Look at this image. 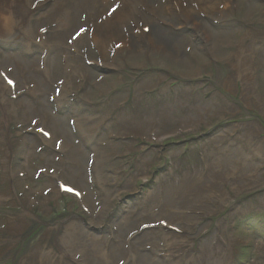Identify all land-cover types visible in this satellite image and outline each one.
<instances>
[{
    "label": "rangeland",
    "instance_id": "rangeland-1",
    "mask_svg": "<svg viewBox=\"0 0 264 264\" xmlns=\"http://www.w3.org/2000/svg\"><path fill=\"white\" fill-rule=\"evenodd\" d=\"M35 1L38 2L39 5H42L43 8L49 2V0H35ZM208 1L210 2V5H208L207 7H208V9H211L212 6L216 2H214L212 0H208ZM228 1H231V0H228ZM61 2H65V0L52 1L51 2L52 7L56 4H61ZM1 3L4 6L3 1ZM26 3H27V8L25 7ZM33 3H34V0H21L18 2V4L21 6L17 9V12H18L17 15L19 16V15L24 13L23 20L20 22L23 25L19 26L18 28H14L15 32H16V37H18V38H17V40H13V41L7 40L6 38H3V40L0 41V45H6V44L10 45V44L21 43L27 47L30 46V48L35 47L32 44V42L30 43V38L32 36L36 35V33L31 32V30H33L31 23L29 25L31 30H28L27 29L28 23L25 22V19H26L25 16L27 15L28 9H29L28 5H32ZM51 4L49 6H51ZM89 4H90L89 0H80L79 2L75 3L74 8L78 11V13L73 11L72 18L70 20H68L69 30H68L67 34L62 33L63 34L62 39H63L64 43L67 44L68 46L72 43V41H79V39L77 38L76 27H77V25H79L83 22V18L80 17L78 14H81L82 16H84L86 22L88 21V19L92 18V10H91V7ZM236 5L238 6V8L243 9V6H244L247 10H249L248 12L250 15H247L249 18H253L256 20L257 19H263L262 16H264V6L257 4V2L255 0H244V2H242V0L236 1ZM3 6L0 5V9H1L0 13L2 11ZM101 8H103V7L97 8L96 14L98 16H101V14H102ZM262 8H263V10H262ZM175 10H179V9H177L176 7L170 8V12L175 11ZM53 11L55 13H57L56 9H53ZM179 11H181V10H179ZM49 12H50V9H48V7H47L46 9H42L39 13H36L33 18L38 19L43 14H48ZM6 14H8L9 16L10 15L14 16L11 10L6 11ZM30 15L31 14H28L29 18H30ZM44 19L48 22H51V23H47L45 20H42V22L45 25H48L53 29L54 28V24H52V22L54 21L53 18L51 16L47 15L44 17ZM155 20L156 19L153 20L152 24H150L152 31H154V32L156 31L158 33H165L172 38L171 34L168 33V31L166 29L161 28V27L156 25L158 22H161L162 19H159L158 21H155ZM35 21H36V23H40L41 26H43L41 21H38V20H35ZM134 21H136V19H134ZM166 21H167V19H166ZM9 22H10V20H9ZM187 22L193 24L190 21H187ZM56 23L59 24V28L61 27L62 29L63 28L66 29V25H60L61 20L58 19ZM140 24H142V20L139 23H138V21L135 23L129 22V23L125 24V26L123 28L120 27V32L122 35L128 36L130 34H133L134 28L135 27L139 28ZM3 27H4V30L12 31L9 29L11 27V22L8 25V24H6V21H5L3 23ZM238 27H240V26L237 23H233L232 26L223 28L222 31H218V30L215 31L216 34L220 38L225 39L224 44L218 50V57L220 58L219 60H221L223 67L228 66L223 71L222 70L218 71L217 68L211 69L210 67H208V65H211L213 62L210 61V59L208 57L203 55L200 52L199 48H195V46L191 45L190 43H188V46L186 48L185 47L186 46L185 35L182 36L181 38H177V39L173 38L172 39V40H176L175 44H177L176 46L173 47L172 51H179V52H177V55H176L177 60L170 61L169 63H165L164 61H162V59L159 56H157L154 59L155 60L154 62L156 63V65L158 67L160 64H167L168 66H176L177 69L179 71H181L182 73H184L188 76H192V77L195 76V78H200L202 74L203 75L213 74L214 78L216 76H218V74H219L220 77L223 78V75H225L226 72H229L228 75L230 77L232 76V74L236 75L238 73L239 69H241V68L240 67L233 68L230 66V65H233L234 61L237 60V58L239 57V55H236V57L234 56L237 52L235 51V49L233 47H231L232 44H234L237 41L236 40V34H238V33H236V32L241 31L243 33L254 34L252 32V30H245L242 28L238 29ZM258 27H263V25L262 24L258 25ZM36 29H39L38 26L36 27ZM53 31H54V29H53ZM206 31H208V30L205 29V32ZM198 32H201V31H198ZM137 33L139 34L138 31H137ZM50 36H51L50 45L52 46L56 43L58 36H56L54 34V32H52ZM107 36H109V37L101 38V39H105L103 42H96V44H94V45L101 44L102 46H99V47L105 48V46H106V45H104L105 42L109 41L107 39L113 37L111 35H107ZM114 37H116L117 42H120L119 38L116 35H114ZM84 39L89 40L85 37H84ZM26 41H28V42L26 43ZM204 41H206L205 38H204ZM112 42H113V40H112ZM228 42H229V44L232 43L229 47H228ZM76 45L78 47H80L81 51L90 50V54H86V56H90V58H92V60L94 58H97V60H98L97 51H93V50H96V48H97L96 46H95L96 48H93L92 44H88L84 41H82L79 44L77 43ZM72 46H73L72 50H75L76 46H75L74 42L70 45V47H72ZM22 47L23 46H21V45H18V46L14 45V49H16V50H12L8 46L4 50L0 51L1 55L6 53V55H3V57L0 56V59L5 60V65H3V67L6 69L7 68L11 69L10 74L12 75V77L14 79H17L18 84L20 81V84L22 87L24 86L23 81L29 82L30 81L29 79H32V80L35 79V81H37L41 86H44V88L46 90V94L51 93L52 92L51 85H47L48 81L46 83H44L43 80H41L39 77V76H41L38 73L39 69H40V67H39L40 66V55L38 56V58H35V60H33V61L27 60L26 59L27 57H23L22 55H21V57H23V58H20L19 55L21 54V52L23 54H25V51H27L26 49L25 50L21 49L18 53H16V51ZM54 49L59 50L60 47L57 46ZM138 50H145L146 51V48L144 45H137L136 51H138ZM55 52H56V54H59V55L61 53V56H63L65 58V60H64V66H63V61L57 55H55V54L51 55V59H50L51 64L49 61L47 66L50 65V67H51L50 70H51L52 78H54L56 81H58V80H61L62 77L64 76V75H62V73L64 71L66 74H68V76L70 75L69 73L71 71H73L75 73L79 71L77 59L73 60V61L68 60V55L70 54V51L60 52V53H58L57 51H55ZM67 53H68V55H67ZM29 56H31V55H29ZM104 56L106 59H109L112 55H111L109 50H106L104 53ZM138 62H140V60L129 58L127 60L129 67L126 68V67H124L125 62H124L123 58H119L118 61H116V60L114 61V66L120 68L119 74H121V76H122L121 77L122 83L128 81V78H135L137 80L140 79L139 76L143 75V72H138L139 71ZM69 66H72V70H69ZM104 66L109 67V66H111V64L108 61H104ZM16 67L18 68V71L15 69ZM143 67H145V65H143ZM176 67H172V69L170 70L173 74L169 71L170 74L174 75L175 77H172L173 79L170 82H166L164 84L162 90H160L158 92V94L144 95V96L137 95L136 96V102L137 103H136L134 109H130L127 106L122 107V103H119L120 101L124 100V97L127 96L126 95L127 88H128V85L131 84V82H127V84L125 85L124 88H122V86L120 85L121 89L118 91H114V90L109 88V85L117 84L116 82H113V79L110 78L109 76L106 77V82L108 83L107 86H104L101 88L99 86H101V84H105L106 82L102 81V83H100V85L97 87L98 89H96V93H98L99 96H102L103 100L104 99L107 100L109 98L107 96H111L118 103L117 106L114 108V116L118 115L120 118L116 119V120H112V124L115 125L114 131H117L116 136L123 137V136H129V135H132V136L137 135L140 130L139 129H138L139 131H133L132 130V128L135 125V120H137V119H141L145 123H147L150 120L156 121L159 124L158 132L173 131L174 129L178 130V129L186 127V129H187L186 131H191L192 133L187 134V135H182L178 138V139H182V140L188 139L190 136L199 137L200 135L207 133L210 129H213L214 126L216 127L217 122H216L215 117L213 116L215 111H210V109H212V108L214 109V107H216L217 101H215V100L219 99L218 96L213 95L209 99L204 100V99H202V93L199 91L200 87H198V88L188 87V86H185L183 84H179L178 86L173 88L174 91L171 92V89L168 87V85H169V83L177 80L176 75L179 73L175 74ZM25 68H28L29 70H27ZM64 68H65V70H64ZM134 68L138 72L137 76H135V72H131V70ZM147 68L145 69V72H146ZM213 68H215V67H213ZM25 70L28 71V73H26ZM83 72L85 73V75L88 79L86 81L87 84H86V87L84 88V90L87 91L90 95H92V94H94V90H95V88L92 87L93 79H96L97 76H102V75L94 72V70H91V73L86 72V71H83ZM159 75H161L162 77H166V79H171V76H169L165 72H161L159 74L155 73V72H147L142 81H144V82L149 81V83H147V85H140V86H143V87L148 86L151 84L152 81L157 82ZM166 79H164L163 81L165 82ZM226 82H228V81H226ZM51 83L54 84L53 81ZM2 91L7 92V89H2ZM24 91L29 98H35L36 97L34 93L28 92L29 89H27V88L24 89ZM64 91L65 90H62V94L64 93ZM130 91H131V89H130ZM96 96L97 95L95 94L94 97H96ZM23 100L25 102L28 101V99H26V98H24ZM23 100H21V98H18L16 102H13V101H10L7 99L2 100V98L0 96V101H1L0 108H1V104H2L4 107L3 110L6 113V117L4 118V116H3L2 119L0 120V125H3L6 120H9V118L13 114L14 107L17 103H19L21 105H27L25 102H23ZM103 100L99 101L98 103H96V106H94V107L99 108V109H97V112L94 114V115H97L98 117H100L102 115V113L106 110L105 102ZM210 102H212V103H210ZM43 104L46 105V102H43ZM52 105H53V108H55L56 105L55 104H52ZM32 106L37 107L39 109L40 108L47 109V105L45 107H43L42 105L32 104ZM37 108H35V110H37ZM74 109H75V106H72L71 111H74ZM26 110H30V109H26ZM85 113H87V111ZM208 113L210 114L209 116L206 115ZM34 114L40 115L41 113L34 112ZM34 114L32 115L28 111L24 110V117L23 118L28 119L30 116L34 117L35 116ZM52 114H53V112H52ZM18 115H19V113H18ZM63 116L64 115L60 116L59 118H55L53 116H50L51 117L50 123L53 122L54 124H57V125L60 124L61 129H62V132H61L62 135L68 137L70 139L69 141H74L72 139L73 138L72 133L69 130L70 129V126H69L70 120L68 119V117H65V116L63 117ZM242 119H245L244 122H242L241 124H238V125L239 126H246V127H245V131H243L240 136H238V135L236 136V138L238 140V144L236 145V143H234V146H232V144H229L230 148L227 147L228 145L226 146V148L222 147V149L218 150L219 156H216L215 153L212 151V148H213L212 144H211L212 139L210 136H208V138L205 140H202L203 137L200 138L198 143H196L197 141H195L192 144L191 143L181 144L183 146H171L172 148L163 147L164 143H162L161 146L158 148L159 149L158 151H160V152L155 153V154L150 152V151L142 150L141 149L142 143H140V142H137L134 149L129 150L128 153L124 154L125 150H123V147L125 145H123L119 149L114 148L112 146H109V143L107 140L108 136L104 135L105 136L104 138H103V136H100L99 140L101 141V143L96 146V148H97L96 152L98 154H100L99 157L101 160V162L99 163V165L96 169V171H98L96 175H97V178L99 180L100 186H106L107 184L110 183V185H113L115 187H120V185H122L123 182L125 181L124 185L121 187L120 191H125L124 189H126V192L133 193L134 191H136V189L140 188L141 184H143V185L151 184L152 187L153 186L155 187V185L158 183H164V182L170 181L172 175H178L179 174L178 177H180L181 179L178 182L171 183L168 185L157 186L156 191L149 192L145 196L146 200H147V198L150 194H152V195L153 194H159L158 193L159 189H164V188L169 189L170 186H180L178 188V190H181L184 187V185H186V184H196L197 186L210 184V183H212L213 178L216 177V175L220 171H222L220 173H235L237 170L238 172H236V173L239 176V180L242 181L241 176L242 175L248 176V173H250L251 169L254 167V165L251 163L250 158L248 156L242 155L240 152L241 147H243V148L247 147L245 144V139H246L245 136L247 137V135L249 133L254 132V134H252L251 137L248 138L247 140L250 142H253V143L260 142V146L262 145V143H264V139L257 140L258 139L257 137H256L257 139L254 138V135H258V132H260V129L256 125L257 124H258V126L263 125V126H261V129H262V131H264V124L261 121H259L258 119L256 120L252 117H249V118L243 117ZM93 120H94V118H93ZM110 120H111V117H110ZM137 121H140V120H137ZM53 123L50 124L52 131L55 134H60V130H58L59 127L55 128ZM92 123L93 122L91 120H88V125H92ZM97 123H99V122H97ZM252 123H254L255 125H250ZM147 125H148V127L150 126V124H147ZM107 127H108V125H107ZM0 129H1L0 130L1 133L4 132L3 128H0ZM7 130L10 131L11 128H9ZM89 130L92 131L93 128H90ZM114 131H112L108 127V133L114 132ZM146 133H148V132H146ZM1 137H3V133L1 135ZM26 140H29V142H30L29 147H31L32 145H36L34 137L26 138ZM219 141H223L222 134L216 133L215 138L213 139V142L218 143ZM106 145L110 147V150L108 149L109 151L104 150V147ZM214 146H216V145H214ZM236 146L238 148H236ZM167 148H170L171 151H167ZM69 149H70V147L68 148L67 146H65V151L68 150V151H66V156L68 158L71 156H77L78 158H81V157H85L83 155V153L87 154L86 152H82V154L80 155L79 150L77 152L76 151L72 152ZM44 150H45V147H44ZM44 150L42 151V147L41 146L39 147V151H42V152H41V154L37 153V157L42 159V160L38 159V162L41 165L37 164L34 166V163H36V161H35L33 163V170L35 168H39L42 165L45 166L46 164H48V165L53 164L54 166L59 165V160H58L59 158L46 154V152ZM74 150H76V148ZM164 151L167 153V155H169V158L171 156L173 157L171 160L172 161L171 162L172 174L170 173V175L166 176V177H163L162 175L157 174V172H155V174H153L154 170L156 171V168L159 165L154 164L152 162V161H155V162L157 161V163H160L158 160L162 156V152H164ZM250 151L254 152L258 157L262 158V161L264 163V153L262 155H259L258 149H256V150L251 149ZM22 152H23L22 146H20L19 148H16L15 158H14V160H12L10 162V166L12 168L17 166L18 159L21 157ZM160 153H161V155H160ZM106 154H110V155L107 156ZM204 155H207L205 157H208V159H206L207 162L209 160L210 162L212 161L215 164V166H213L210 163L213 166L214 170H211V174H210L211 177H209V178H206L204 175L199 173L200 171H201V173H202V171L205 172V169H203V162H202L204 160ZM30 156H32L31 149H30V153L27 156L26 160L30 159ZM215 157H217V158H215ZM143 158H146V161H142L140 163L141 159H143ZM144 162H145V166L143 167ZM83 163L86 164L87 160L85 162H81V164H79L77 161V166L82 167V168L79 169L78 175L76 174V176H73V183H74L75 187H78L81 190V193L83 194L84 198H86V201H89L90 198H92L91 196L94 192V186H92V183L94 181H93V177H91L87 173L86 167L84 166ZM139 163H140V165H138ZM136 165H138V168L140 170L136 167ZM136 169H138L139 171ZM166 169H169V166ZM111 171L116 172V174H120L119 177L113 178L114 176H110L109 172H111ZM139 175H144V176H143V178L142 177H136ZM198 175H200V178H198ZM183 176H185V177H183ZM186 177H190L188 179L189 181L184 180ZM257 177L261 178V179L264 178V170L259 169L258 173H257ZM192 178H194V179H192ZM128 179H130V180H128ZM131 179L132 180L135 179V181H134L135 184L133 182H131ZM172 180H175V177L172 178ZM228 185L229 184L223 185V187L225 188V191H227V192L230 191L231 189L235 188L234 186H231V185L228 186ZM38 187L43 188V187H41V185H38ZM151 188L145 189V191L146 190L148 191ZM223 190H222V187L214 188L213 195H216L219 193V197H220V195H221L220 191H222V198H224L225 197L224 194H226V193ZM45 192H47V190H45ZM111 193L112 192H109V195ZM0 195L3 196L0 198V264H18L20 256H15L13 250H10L8 253L3 252V249L5 247L4 243L8 242L9 238L7 237V235L5 233H2V231H3L2 228L5 227L8 219L28 220L31 217L28 218V216L22 211V209L20 208V205L18 204V202H16L14 200V198L12 196L11 188L3 182V179H0ZM227 195L229 197L228 204H234L232 206L233 212H234L235 208H236L235 205L238 203V200L241 199L240 198L241 192H237V193H231L230 192V194H227ZM102 197L103 196H98L96 199H99V198L101 199ZM170 197H171L170 195H166L165 197H163V201L165 203H167V205H168V202H171ZM163 201L158 200L157 202H155V204L157 206L158 205L162 206V207H160L161 210L165 209L167 207L164 205ZM90 203H91L90 207H93V206L94 207L90 208V215H92V216L90 218V224L88 226H86V227H88V230H89V228L96 227L97 225L100 224L99 221L102 219V215H103L102 210L105 207L104 203L97 202V201L94 202L93 199L90 201ZM106 204H107V202H106ZM137 204H139L138 206L142 210L151 209L153 212L156 211L155 205L153 203H149L150 206L148 208H145L142 206L145 204V203H143V201L139 202ZM49 206L52 207L53 213L51 212L50 214H48L46 216L41 215L42 218H39L36 214V220L30 219V221H33V223H36V224L40 223L41 224L40 230L38 229L37 231H35V230L31 229L34 232L31 231L30 236H34L37 233H39L40 231L44 230L46 223L54 224V226H55V224L57 222L65 221L69 215L74 216V217H77L80 215L83 217V214H81L80 211L77 209V205H76L75 201L72 199H69V198L61 197V198L55 199V200L51 201V204ZM200 206H206V203L196 201V202L192 203L191 205L189 204V207L186 208V209H189V211L186 212V214H184V216H182V215L177 216L175 214V210H169L170 211L169 213L165 212L162 214H158L159 216H154L153 214L145 216V214H143L138 219L146 218V220L138 221V225H136V226L121 225V224H119V221L121 219L125 218L129 211H133L135 209V206L128 204L126 215H124L122 217L121 213L117 214L118 216L121 217L120 220L114 219L117 217V215H114L112 217V221H114V222L112 223L111 226L116 228V225L114 223L117 221L119 224L117 229L114 231V234L117 235L118 237H120V240H122L121 241L122 243L120 241L117 243V242L109 239L108 237H106V235H99L100 238L102 237L101 239H103V243L107 244L105 246V249H104V252H105L104 261L107 262V264H116L117 263L116 259L113 258L112 259L113 261L112 260L109 261V260H106L109 257L108 258H106V257L108 254L109 255L111 254L110 250H111L112 246H115V247L116 246H121V247L123 246L122 248H125L128 251V253L131 254V258L136 264H138V263L139 264H198L197 260L192 259V257H199L198 253L201 250V246L204 245L203 241L208 240L210 242V239L212 237H216L217 233H213V235L205 237L204 239H202L199 242L196 249H189V250H180L182 248V244L185 243L186 241H188L187 236L183 235L186 233L185 230H182V232H183L182 235H175V234H171V233L164 234L160 238V241L158 239H156L154 237V235H151L152 233H145L143 235L141 234L137 240H134L132 242L128 240V237L131 233L138 231L142 225L151 223V221L166 220L170 224L177 225L181 229H184L188 226L195 227V226H197V224L194 223V221H193L194 215H192V213H194L195 211H206V208H207V207H200ZM255 206H256L255 204H249V205H247V207L245 209V212L252 211L253 213H255V215L253 216V219H251L253 221V223H249L252 225L246 226L247 225L246 224L244 226H241L237 230L233 228L232 230H230L231 231L230 235L235 234L234 238L236 239V237H237V240H238V245L236 244V248H235V251H236L235 259L236 260L243 261L246 263L255 262L256 264H263L264 259H261L260 257L262 255L264 256V209H262L263 213L261 214V213H259V210L256 211L254 209ZM217 208H218L217 206H214L211 209V211L207 212V214H206V218H208V219L214 217L213 222L208 223L211 228L214 226L216 221L219 220L217 218H222V215H223L222 212H224V209H227V211L230 210L229 207H226L224 209L221 208V211L217 212L216 211ZM97 209H98L99 213H98V211H96ZM111 209H112V206L110 207V210ZM231 211H232V209H231ZM240 214L245 215L242 212H240ZM173 215H176V217H174ZM224 217H226V215ZM259 217H261V218H259ZM187 219H189L190 221ZM75 221H72V222H75ZM13 222H14V220H12L10 223H13ZM93 224H94V226H93ZM204 224H206V223H204ZM231 225H232V223H231ZM68 226L69 225L65 226L63 234L58 237V243H60V244H58L60 256L65 257L67 255H71V256L77 255L79 257V260L82 262V264H95L93 262L95 260H94V258H92V256H94V255L91 256L90 249L86 243L87 240H84L82 237H80L76 233V231H74L72 229H68L67 228ZM74 226H76L78 229L82 230L84 225H82L81 223L80 224L78 223ZM121 227H123V229H121ZM23 229H24V222L21 223L20 225H17L14 228V230H18V231H22ZM111 229H113V228H111ZM208 231H209L208 234H210L212 232V229L209 228ZM90 233L93 236L95 235V233L92 231H90ZM69 234H71V235H69ZM236 234H237V236H236ZM95 236L97 237V235H95ZM22 237H27V236L22 235ZM36 239H38V238L29 237L25 241L24 244H26V242H27V244L30 245V243H28V242H30V241L33 242ZM19 240H21V237L19 238ZM90 240H91L90 241L91 244L97 245L95 240H93V239H90ZM152 241H154V242H152ZM74 243L76 246L74 245ZM129 243H130V245H129ZM213 243L220 245V246L225 245V243L222 244L217 239H215V241L213 240ZM241 243H242V245H241ZM83 244H85V245H83ZM121 244H124V245H121ZM125 244H126V246H125ZM19 246H20V242L18 241L16 243V245L14 246V250H17L18 248H20ZM81 247H82V249H81ZM156 247H158L160 249V252H157V253L154 252L153 249ZM21 249H20V251H21ZM85 249H87V250H85ZM228 249H229L228 252L230 254V246L229 245H228ZM50 250H52V249H50ZM50 250H47L46 253L42 252L43 253V256H42V262L43 263L40 260L41 256L36 257L35 262L37 264H44V263L45 264H60L58 258L51 261ZM78 252H83V253L86 252L85 254L87 255V258H89V259L91 258V259L86 260L83 256H80V254H78ZM180 252H182V253H180ZM20 255H22V254H20ZM170 255H173V256L169 257ZM215 255H221V254L219 253L218 250L215 249ZM5 256H11V257L9 260L3 261V258ZM12 256H14L15 259H12ZM230 257H231V254H230ZM191 260H192V262H191ZM122 263L123 262L121 260V261H119L118 264H122ZM29 264H33V262H30ZM230 264H232V259H231ZM234 264H236V262Z\"/></svg>",
    "mask_w": 264,
    "mask_h": 264
},
{
    "label": "bare ground",
    "instance_id": "bare-ground-1",
    "mask_svg": "<svg viewBox=\"0 0 264 264\" xmlns=\"http://www.w3.org/2000/svg\"><path fill=\"white\" fill-rule=\"evenodd\" d=\"M2 1L4 3V6L1 3ZM2 1L0 0V5L3 6L2 11L0 13V41H2L3 38H6L7 40H11V41L17 40L18 37H16V32H15L14 28H18L19 26L23 25L20 22L23 20V16H24V13L19 15V16L17 15V13H18L17 9L21 6V5L18 4V2L21 1V0H2ZM52 1H56V0H49L48 4L44 8L42 7V5H39L38 2H36L35 0H34V3L32 5H28V8H29L28 9V13L25 16V18H26L25 22L28 23V26H27L28 30H31L29 25L32 22V20L34 19L33 17L35 16V14L39 13L42 9H46L51 4ZM79 1L80 0H77L75 3L79 2ZM89 1H90L89 5H90L91 10H92V18L88 19V21L87 22L85 21V22L88 24V29L89 30L92 29L91 31H92V35L94 34V38L90 39L87 36H85V38L90 39L93 44H96V42H103L105 39H101V38L109 37L107 35H111L113 37L108 38L107 40H109V41L113 40V42H115V44L119 43V44L125 45L130 52H138L140 50L136 51L137 50V45H144L147 52H149V51L158 52L159 50H163V51H165L167 53L169 51H171L172 54H173L172 49H173L174 46L177 45V44H175L176 40H172L173 38H171L170 36H168L165 33H158L156 31L154 32V31H152V28L150 27V24H152L154 19H156L155 21H158L159 19H162L161 22L165 23L166 19L171 18L170 8H172V7H176L177 9L181 10V11H179V10H177V11L182 13L183 18L186 21L192 22L193 23L192 25H193V27L195 29H198L200 27L199 26L200 22L198 21V19L194 18V19L190 20L183 13V10L180 9L176 5V0H137L136 2H129V1H125V0H89ZM212 1L217 2L219 0H212ZM186 2H187V4H190L191 6L196 4V10L198 11L200 16L202 15V12L200 11V3L202 5H204L206 8H208L207 6L210 5V2L208 0H186ZM114 5L117 8H119L121 10V12L118 11L119 14L116 15V16H115V13L109 12L110 16H106L105 15L106 12H107L106 11V7L107 6L111 7V6H114ZM51 6H52V4H51ZM25 7L27 8V3H26ZM98 7H103V8H101V10H102L101 16H98L96 14ZM8 10H11L14 16H12V15L9 16L8 14H6V11H8ZM104 12H105V14H104ZM28 14H31L30 18L28 16ZM134 19H136V21H134ZM9 20L11 22V27L9 29L12 30V31L4 30V27H3V23L5 21H6V24H8V25L10 24ZM141 20H142V24H140V27H141V29L144 28V27L149 28V32L147 33L148 35L144 34L143 31L141 29L139 30L137 27L134 28L135 33H133V34H130L128 36H124V35L121 34L120 27L123 28L125 26V24H127L129 22H134L135 23V22L138 21V23H139ZM61 23H62V20H61ZM156 25L159 26L158 23ZM40 31H41V29H36L35 31L31 30V32L36 33V35H34V36H32L30 38V43L32 42V44L35 47L30 48V46L27 47V46H25V45H23L21 43L10 44V45L6 44V45H3V48H0V51L4 50L8 46H9V48H14V45L15 46L21 45L26 50H29L30 52L35 51V50L39 51V54L36 53L34 55L33 60H35V58H38L39 55H40V60L41 61L48 60L49 52L44 50L45 47H42L43 45L39 46L37 44V42H36L37 39H38L37 34ZM137 31L139 32L140 35L137 33ZM199 31H201V30H199ZM114 35H116L119 38L120 42L116 41V37H114ZM27 42L28 41H26V43ZM44 46H45V44H44ZM70 48L72 49L73 46L70 47ZM54 50L57 51L58 53L65 52L63 50H60V51H58L56 49H54ZM66 51H70V50L67 49ZM142 51H145V50H142ZM73 52H76V50H73ZM3 55H6V53H4ZM3 55H2V57H3ZM60 55H61V53H60ZM77 63H78V67H79V61L78 60H77ZM3 65H5V60L4 59L3 60L0 59V76H3V75L6 74V68H4ZM25 69L29 70L28 68H25ZM69 70H72V66H69ZM26 73H28V71H26ZM9 75L12 77V75L10 73H9ZM39 77H40L41 80H43L44 83L47 82L46 80L43 79L42 76H39ZM15 80L17 81V79H15ZM33 82H34V86L36 87V91L34 92L33 89L27 88V89H29L28 92L34 93L35 96L36 95L37 96L45 95L46 94V90H45L44 86H41L37 81H35V79H33ZM47 85H51V84L49 82H47ZM2 89H7V92L6 91H2ZM16 89L17 90H21L19 88V84L18 83L16 84ZM10 93H12V91L9 90L4 85V83L2 82V79L0 78V96H1L2 100L6 99L7 95L10 96ZM58 95L62 96L63 95L62 91H61V94H60V92H58ZM14 109H15V107H14ZM18 113H19V116L21 118L24 117V110L23 109L21 111H15V110L13 111V115L17 116ZM137 120H140V121H137ZM137 120H135V125L132 128V130L133 131L141 130V131H144V132H148V130H149L148 128L149 127H148L147 123H145L141 119H137ZM252 134H254V132L253 133H249L247 135V137L245 136V138H246L245 139V144H246L247 147H251L254 150L258 149L259 155H262L264 153V143H262V145L260 146V142L253 143V142H250V141L247 140L248 138L251 137ZM123 137H128V136H123ZM83 155L85 157H87V154L83 153ZM207 166H209V165H207ZM209 171H210L209 173L211 174V169H209ZM220 172H222V171H220ZM220 172L216 175V177L218 175L219 176L220 175L224 176L226 174V173H220ZM210 174L208 175V177H211ZM232 174L235 175V182H236V180H239V176L237 175L236 172L232 173ZM229 175H231V173H229ZM236 176H237V178H236ZM216 177L213 178V181H215L214 179H217ZM189 178L190 177H186L184 180H188ZM198 178H200V175H198ZM192 179H194V178H192ZM213 181L210 184L199 185V186H197L196 184H186V185H184V187L181 190H178V188L180 186H170L169 189H167V188L159 189L158 190L159 194H153V195L150 194L148 196L147 200H146L148 203H153L155 205L156 211L153 212L151 209H148V210H142L141 209V210L136 211L134 209L133 211H129L128 214H127V212L126 213H121L122 217L127 214L125 218L120 220L121 217L117 215V217L114 218V219L115 220H120L119 224H121V225H133V226H136V225H138V221L146 220V218L138 219L143 214H145V216L146 215L148 216V215H151V214H153L154 216H159L158 214H162V213H165V212L169 213L170 212L169 210H175V214L177 216H179V215L184 216V214H186V212L189 211V209H186V208L189 207V204L191 205L192 203H194L196 201L205 202V201L209 200L212 197L214 188H218V186H215V183ZM123 185H124V183L122 184V186ZM124 190L126 191V189H124ZM220 193H221V195H220L219 198L221 199L222 198V191H220ZM166 195H170L171 196L170 197V201L171 202H168V205H167V203H165L163 201V197H165ZM112 197H113V193H111L110 195L107 194V195L103 196L101 199L99 198L100 200L99 199H95L93 201L94 202L95 201L102 202L106 206L107 205L106 202H108V200L111 199ZM158 200L159 201H163L164 205L167 206V207L165 209L161 210L160 207H162V206H159V205L157 206L155 204V202H157ZM200 207H207V205L206 206H200ZM96 211H98V209ZM98 213H99V211H98ZM176 215H173V216L176 217ZM192 215H193V213H192ZM187 220H189V219H187ZM158 221H161V220H158ZM158 221H151V223H158ZM78 223L79 224L81 223L82 225H84L83 228H82L83 231L78 229L76 226H74V225H76ZM114 224L116 225V229H117V227L119 225L118 221L115 222ZM67 225H69L67 227L68 229H72V230L76 231V233L80 237H82L84 240H87L86 243H87V246L90 249L91 256L94 255V256H92V258H94L95 261H93V262L95 264H107V262L104 261V255H105L104 249H105V246L107 244L103 243V239H101L102 237L100 238L99 235H97V237H96L95 235L93 236L90 233V231L96 233V230L94 228H89V230H88V227H86L88 225H86V224H84L82 222H79V221H75V222L69 221V223L66 224L65 226H67ZM93 226H94V224H93ZM175 226L178 227L177 225H175ZM190 228H192V227L188 226V227H186L184 229H181V228L180 229L188 231ZM121 229H123V227H121ZM115 230L111 229L109 232H107V233H105L103 235H106V237H108L109 239H111V240H113V241H115L117 243L119 241L121 242L122 240H120V237H118V236L116 237V235L114 234ZM215 233H217V232H215ZM69 235H71V234H69ZM183 235L187 236L185 234H183ZM217 235H218V233H217ZM90 239L95 240L97 245L91 244L90 243V241H91ZM215 239H216V237H212L210 239V242L208 240L203 241L204 245L201 246V250L198 253L199 257H192V259L197 260L198 264H230L231 257H230V254L228 252V250H229L228 249V245L226 244V245L220 246V245L214 244L213 240L215 241ZM152 242H154V241H152ZM58 244H60V243H58ZM222 244H224V242ZM74 245H75V243H74ZM83 245H85V244H83ZM121 245H124V244H121ZM129 245H130V243H129ZM125 246H126V244H125ZM82 247H81V249H82ZM122 247L121 246H116V247L112 246L111 250L109 249L111 254L107 255L106 258H108V257L109 258L106 259V260L110 261V260H112L114 258V259L117 260L116 264H118L119 261H121V260L123 262L122 264H136L132 260L131 254L128 253V251L125 248H122ZM224 247H227V248H224ZM215 249L218 250L221 255H215ZM85 250H87V249H85ZM154 252L155 253L160 252V249L158 247H156V248H154ZM85 253L78 252V254H80V256H83L86 260H90L91 258L90 259L87 258V255ZM172 256L173 255H170L169 257H172ZM191 262H192V260H191Z\"/></svg>",
    "mask_w": 264,
    "mask_h": 264
},
{
    "label": "snow or ice",
    "instance_id": "snow-or-ice-1",
    "mask_svg": "<svg viewBox=\"0 0 264 264\" xmlns=\"http://www.w3.org/2000/svg\"><path fill=\"white\" fill-rule=\"evenodd\" d=\"M41 131H43L42 129H41ZM44 135H48V133L47 132H44ZM67 191H71V189H66Z\"/></svg>",
    "mask_w": 264,
    "mask_h": 264
}]
</instances>
